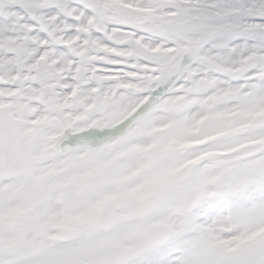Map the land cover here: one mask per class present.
Instances as JSON below:
<instances>
[{
	"label": "snow or ice",
	"instance_id": "6c2138e0",
	"mask_svg": "<svg viewBox=\"0 0 264 264\" xmlns=\"http://www.w3.org/2000/svg\"><path fill=\"white\" fill-rule=\"evenodd\" d=\"M0 264H264V0H0Z\"/></svg>",
	"mask_w": 264,
	"mask_h": 264
}]
</instances>
